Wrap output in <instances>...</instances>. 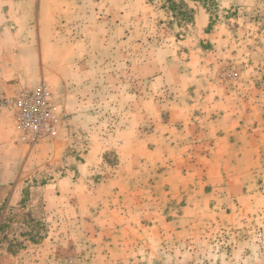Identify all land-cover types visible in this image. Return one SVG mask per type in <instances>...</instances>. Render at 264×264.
<instances>
[{"label":"rangeland","instance_id":"374dc122","mask_svg":"<svg viewBox=\"0 0 264 264\" xmlns=\"http://www.w3.org/2000/svg\"><path fill=\"white\" fill-rule=\"evenodd\" d=\"M216 2L212 20L191 3L195 24L182 28L162 0H0V92L14 87L1 103L13 115L17 69L41 60L47 75L27 89L46 86L58 115L33 146L0 126V169L33 155L28 175L0 176V264H137L127 234L95 214L166 171L205 202L216 188L229 199L193 210L173 247L183 263L264 264V0ZM78 66L90 82L66 107L50 71ZM232 112L235 133L216 142L208 123Z\"/></svg>","mask_w":264,"mask_h":264},{"label":"crops","instance_id":"0c3cea01","mask_svg":"<svg viewBox=\"0 0 264 264\" xmlns=\"http://www.w3.org/2000/svg\"><path fill=\"white\" fill-rule=\"evenodd\" d=\"M66 70L50 71V77L58 80L57 85L60 86L58 89H61V96L64 99L65 106L68 107V103L72 100L71 96L74 94L77 100H79L80 96H78L77 89L81 88V91L82 89H86L84 88V83L88 84L90 79L85 76L82 78L83 73H81L79 66L77 70ZM45 72L46 68L41 60H39L36 63L33 61L32 65L27 64L25 68H18L14 76L19 77L16 83H18L17 85L20 88H27V86L36 85L39 82V77L45 78L47 75ZM71 77L73 79L69 82V78ZM7 85L0 92V100L9 93L14 92L13 85ZM71 88L72 90H70ZM1 104L0 101V118H3L0 120V126L5 130L9 138H14L15 136L18 138L19 132L16 128L15 117ZM227 116L231 117L230 121L218 118L216 122L211 121L208 123L207 129L209 130V134L216 137V142L224 141L225 136L230 135V130L232 131L231 134H234L235 127L239 125V123L235 122L233 112L227 114ZM227 129H229V132L224 135ZM91 154L92 152L89 153L88 157ZM32 156V154L27 153V158L18 159V161L23 160V164L25 165L22 164V167L18 165V161L15 164H8V167L0 169V176H19L23 173V169L27 170L28 175ZM86 166L87 164H79L78 170L84 171ZM161 174L158 176V179L154 180V185H124L120 188V191L116 190L113 192L112 200L114 201L109 202V205L104 206L99 213L95 214V220L97 221L101 220L102 216L104 217L103 220L107 223V226L105 224L104 228L111 230V236L116 232L119 234L124 233L125 236L127 234L128 239L125 242L128 244V257H133L134 255L137 264L183 263L184 260H181L180 255L185 258V253H179L173 247H176V245L182 246V242L184 243L187 237L190 236L193 228L192 224L199 218V213L193 214V210H198L199 212L200 210L208 209V213L216 214L217 209L222 210L226 206L225 203L229 201L226 194L221 193L216 188L212 189V191L217 193V200H211L213 197H210L206 193V199L210 200H206L205 202L203 197H199L198 193L200 192H197L190 185H180L175 180L177 177L175 176V172L166 171ZM188 177V175H183L182 182H188ZM167 183H170V185L168 186ZM116 192L117 196H114ZM60 193L62 197V209L65 206L67 208L70 203L67 202L65 204L63 200L65 198L64 190ZM200 194L203 196V193ZM249 196V190H246L244 194L239 196V199L245 200ZM177 197L178 202H174L173 199ZM175 204H179L180 207H176L177 205ZM84 206L82 205L81 207L84 209ZM193 216L196 218V221L193 220ZM108 242L113 243V241Z\"/></svg>","mask_w":264,"mask_h":264},{"label":"built area","instance_id":"2783aa9c","mask_svg":"<svg viewBox=\"0 0 264 264\" xmlns=\"http://www.w3.org/2000/svg\"><path fill=\"white\" fill-rule=\"evenodd\" d=\"M4 102L15 117L19 139L24 144L33 146L55 132L58 115L46 86L20 89Z\"/></svg>","mask_w":264,"mask_h":264},{"label":"trees","instance_id":"16d2710c","mask_svg":"<svg viewBox=\"0 0 264 264\" xmlns=\"http://www.w3.org/2000/svg\"><path fill=\"white\" fill-rule=\"evenodd\" d=\"M162 8L172 17V22L179 27L188 28L195 24L197 9L191 5L201 4L210 13L213 19V12L217 10L216 0H162Z\"/></svg>","mask_w":264,"mask_h":264}]
</instances>
